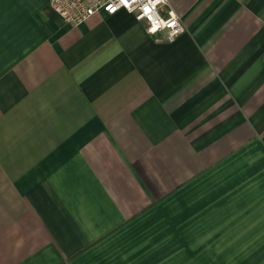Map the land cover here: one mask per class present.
Wrapping results in <instances>:
<instances>
[{"label":"crops","instance_id":"crops-1","mask_svg":"<svg viewBox=\"0 0 264 264\" xmlns=\"http://www.w3.org/2000/svg\"><path fill=\"white\" fill-rule=\"evenodd\" d=\"M168 10L0 0V264H264V0Z\"/></svg>","mask_w":264,"mask_h":264},{"label":"built area","instance_id":"built-area-1","mask_svg":"<svg viewBox=\"0 0 264 264\" xmlns=\"http://www.w3.org/2000/svg\"><path fill=\"white\" fill-rule=\"evenodd\" d=\"M168 0H50L53 11L64 21L78 25L100 11L113 14L124 10L145 23L149 34L163 32L167 41H173L184 31L180 16L173 10L163 15Z\"/></svg>","mask_w":264,"mask_h":264}]
</instances>
